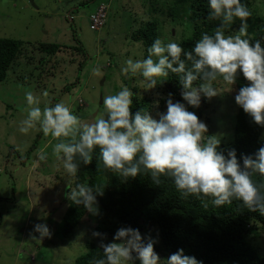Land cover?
<instances>
[{"label":"clouds","instance_id":"1","mask_svg":"<svg viewBox=\"0 0 264 264\" xmlns=\"http://www.w3.org/2000/svg\"><path fill=\"white\" fill-rule=\"evenodd\" d=\"M209 18L221 21L214 34L204 33L192 51H185L175 41L164 43L155 39L148 47V55L141 60L128 59L121 73L143 78L146 90L163 85L170 73L179 76L180 100L168 93L166 111H157L158 119L147 109L132 111L133 91L122 87L114 95L103 98L105 113L93 123H82L67 104L60 102L41 109L40 99L31 91L25 93L28 113L21 121L19 131L42 132L58 142L52 152L67 174L76 177L81 165L93 162L96 147L105 168L119 173L125 179L135 178L150 170L154 183L160 176L173 179L177 191L185 199L189 196L212 197V204L220 207L233 199L243 202L252 212L264 214V194L252 180L258 172L264 176V145L252 155H242V165L236 149L219 150L221 140L208 133V125L189 107L199 108L203 99L210 100L221 92L213 86L222 78L231 92L238 75L250 82L239 88L235 103L254 123L264 127V46L261 40H251L248 34L252 12L244 0H208ZM239 20L237 35H225V28ZM183 56V59H182ZM153 57L156 59L154 60ZM186 62H191V68ZM98 74L100 70L94 69ZM200 80L203 83L194 85ZM47 95V93H44ZM159 109V100L153 102ZM253 156L255 158H253ZM37 158L44 161L48 153L41 150ZM103 185L77 184L68 198L92 216L100 215L98 197L103 196ZM33 232L39 240L51 238L53 231L47 223H36ZM99 238L104 257L94 264H203L195 256L186 255L183 248L161 258L154 250L158 236L142 235L131 226L120 227L112 241L105 243L107 234L92 231Z\"/></svg>","mask_w":264,"mask_h":264},{"label":"rangeland","instance_id":"2","mask_svg":"<svg viewBox=\"0 0 264 264\" xmlns=\"http://www.w3.org/2000/svg\"><path fill=\"white\" fill-rule=\"evenodd\" d=\"M100 2L108 4L106 20L99 30H91L89 14ZM250 2V10L264 12V0ZM169 5L171 0H0V37L23 41L26 49L0 82V264H74L86 250V242L99 239L92 231L101 213L92 216L87 212L71 234L61 236L62 217L69 206L63 197L73 177L53 155L57 140L34 130L26 135L19 131L29 107L25 93L38 96L41 109L67 104L82 123H93L103 116V98L122 87L136 88L139 96L159 100V105L163 99L166 111L164 98L168 93L158 86L146 90L142 77L125 76L121 68L130 58L147 57L148 49L132 39L131 33L148 20L157 22L164 43L190 34L183 18L172 19L164 12ZM155 7L157 10H152ZM39 43H57L62 48L47 55L33 50L32 44ZM77 44L83 45L86 57L76 51ZM97 68L100 74L94 71ZM214 85L221 93L210 99L208 107H189V111L208 125L205 138L213 135L222 144L233 138L238 91L233 85L227 92L229 86L222 78ZM81 99L84 101L77 107ZM152 108L150 112L157 119V111L164 112L154 104ZM42 149L48 153L44 161L37 158ZM36 223H47L52 237L37 239L39 234L33 232ZM252 241L263 248L264 232Z\"/></svg>","mask_w":264,"mask_h":264},{"label":"trees","instance_id":"3","mask_svg":"<svg viewBox=\"0 0 264 264\" xmlns=\"http://www.w3.org/2000/svg\"><path fill=\"white\" fill-rule=\"evenodd\" d=\"M244 2L249 8L250 0ZM152 10L156 11L157 7ZM250 11L252 16L249 18L248 34L253 42L261 40L264 46V12ZM164 12H167L172 19L180 17L187 22L190 34L182 37L177 43L189 52L204 33L214 34L221 23L218 19L209 18L211 9L208 0H171V5L165 8ZM238 28L239 20L236 19L230 27L224 29L225 35H237ZM131 37L148 49L155 39H160L157 22L148 20L136 32L131 33ZM23 44L24 42L18 39L0 37V82L6 78L9 68L26 51ZM78 44L75 46L76 51L86 57L87 53L83 45ZM32 47L33 50L38 49L47 55L55 54L62 48L57 43L32 44ZM186 64L191 68V62ZM178 81L179 76L170 73L168 80L158 87L161 88V92L173 93L174 98L179 99ZM201 83L203 81L197 80L194 85ZM249 83L240 74L234 86L239 91L240 87ZM213 86L215 87L214 84ZM132 90L134 91L132 111L139 109L151 111L152 98L143 94L139 96L136 88L132 87ZM163 101L160 99L159 110L164 111ZM209 102L210 100L203 99L201 107H208ZM261 145H264V127L254 123L252 118L238 106L233 138L222 143L219 150L227 155L228 150L235 148L242 165L240 157L254 154ZM159 179V184L154 183L150 170L142 171L135 178L125 179L119 173L104 167L100 158V149L96 147L93 162L87 166L81 165L77 176L73 177L72 186H68V192L64 196L69 206L62 217L61 236L71 234L87 213L83 206L75 205L68 198L70 190L75 189L77 184L89 186L100 184L103 185L104 194L98 197L101 215L94 228L107 234L105 243L112 241L113 234L118 228L131 226L139 229L142 235L158 236L154 250L164 259L178 248H183L186 255L195 256L203 264H264V247H257L252 241L264 232V214L249 211L238 199H233L231 204L220 207L212 204L210 196L193 195L185 199L177 191L171 177L162 175ZM252 180L264 194V176L256 172L252 174ZM99 243V239L86 242V250L76 258L74 264H94L95 260L105 258ZM136 263H140L139 260ZM162 264L165 262L162 261Z\"/></svg>","mask_w":264,"mask_h":264},{"label":"built area","instance_id":"4","mask_svg":"<svg viewBox=\"0 0 264 264\" xmlns=\"http://www.w3.org/2000/svg\"><path fill=\"white\" fill-rule=\"evenodd\" d=\"M107 8L108 4L106 2H102L98 5L97 9L90 14L89 28L91 30H99L104 25L107 16ZM79 103H81V101H79ZM1 170L2 167H0V171Z\"/></svg>","mask_w":264,"mask_h":264},{"label":"bare ground","instance_id":"5","mask_svg":"<svg viewBox=\"0 0 264 264\" xmlns=\"http://www.w3.org/2000/svg\"><path fill=\"white\" fill-rule=\"evenodd\" d=\"M81 103H82V99H81ZM77 104H78V105L80 104L79 101H77Z\"/></svg>","mask_w":264,"mask_h":264},{"label":"crops","instance_id":"6","mask_svg":"<svg viewBox=\"0 0 264 264\" xmlns=\"http://www.w3.org/2000/svg\"><path fill=\"white\" fill-rule=\"evenodd\" d=\"M64 198V197H63ZM65 199V198H64Z\"/></svg>","mask_w":264,"mask_h":264}]
</instances>
